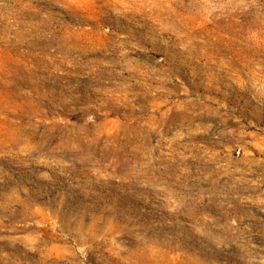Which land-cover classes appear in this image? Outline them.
Listing matches in <instances>:
<instances>
[{"label":"rangeland","instance_id":"374dc122","mask_svg":"<svg viewBox=\"0 0 264 264\" xmlns=\"http://www.w3.org/2000/svg\"><path fill=\"white\" fill-rule=\"evenodd\" d=\"M0 137V264H264V0H0Z\"/></svg>","mask_w":264,"mask_h":264},{"label":"bare ground","instance_id":"6f19581e","mask_svg":"<svg viewBox=\"0 0 264 264\" xmlns=\"http://www.w3.org/2000/svg\"><path fill=\"white\" fill-rule=\"evenodd\" d=\"M39 84V83H38ZM47 97V96H46ZM35 112V111H34ZM129 126V125H128ZM16 130V129H15ZM1 138V137H0Z\"/></svg>","mask_w":264,"mask_h":264}]
</instances>
